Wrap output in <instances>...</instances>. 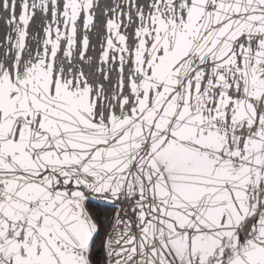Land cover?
<instances>
[{"label": "snow or ice", "instance_id": "6c2138e0", "mask_svg": "<svg viewBox=\"0 0 264 264\" xmlns=\"http://www.w3.org/2000/svg\"><path fill=\"white\" fill-rule=\"evenodd\" d=\"M0 264H264V0H0Z\"/></svg>", "mask_w": 264, "mask_h": 264}]
</instances>
